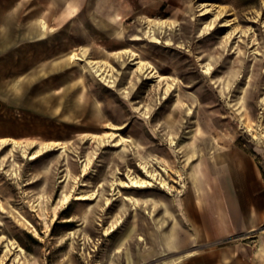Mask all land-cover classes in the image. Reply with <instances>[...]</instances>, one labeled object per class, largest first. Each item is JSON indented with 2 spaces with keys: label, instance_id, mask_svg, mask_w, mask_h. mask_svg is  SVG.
Listing matches in <instances>:
<instances>
[{
  "label": "rangeland",
  "instance_id": "obj_1",
  "mask_svg": "<svg viewBox=\"0 0 264 264\" xmlns=\"http://www.w3.org/2000/svg\"><path fill=\"white\" fill-rule=\"evenodd\" d=\"M147 8H134L132 17L114 25L110 47L94 39L91 25L85 30L82 24L76 25L77 33L67 24L48 28L52 34L45 40L19 41L13 39L18 29L6 13L0 26L6 35L0 40V139L30 143L27 156L42 143L61 141L65 147L37 160L19 150L11 154L12 145L0 149V264H167L181 252H165L158 243L178 225L176 208L195 168L202 170V162L221 150L240 147L264 174V0H175L174 6ZM13 11L18 9L8 12ZM149 19L167 22L166 34H155L162 42L145 34ZM125 48L137 53L135 60L115 58L113 52ZM72 52L113 64L116 82L107 83L88 68L79 80L85 59L29 80ZM137 61L152 64L169 79L141 80ZM19 81L30 90L14 96L10 90ZM82 81L88 111L74 119L56 116L57 106H69L73 93L67 86L72 82L78 88ZM167 82L183 87L165 100ZM62 94L64 105L45 103L46 97ZM190 106L197 114L188 113ZM117 132L131 141L115 145ZM99 137L109 139V146L101 145ZM126 149L129 155L121 157ZM141 159L169 170L162 173L172 193L159 185L141 190L119 186L137 200L135 205L124 195L117 197L112 184L127 181L129 170L147 178L137 170ZM85 163L89 168L83 176ZM92 193L97 197L91 200L72 199ZM66 195H71L69 202ZM261 230L263 244L264 226ZM10 240L23 252L7 249Z\"/></svg>",
  "mask_w": 264,
  "mask_h": 264
},
{
  "label": "crops",
  "instance_id": "obj_2",
  "mask_svg": "<svg viewBox=\"0 0 264 264\" xmlns=\"http://www.w3.org/2000/svg\"><path fill=\"white\" fill-rule=\"evenodd\" d=\"M171 4L174 6L175 0H0V26L9 13L18 29H14L18 33L13 32V39L36 42L52 34L44 29V23L50 30L75 26L73 33H77L78 24L85 25V30L91 25L94 39H103L110 47L114 25L132 17L134 8ZM9 9L18 11L11 13ZM126 31L127 24L121 33ZM5 38L0 27V40ZM202 165L200 178H193L182 194L180 208H176L178 225L158 243L165 252H181L167 263L179 259L174 264H264V243L259 234L264 226V174L260 165L240 147L221 150ZM226 240L231 242L221 246ZM251 244L261 250H248ZM194 248L204 250L197 254L191 251ZM189 252L194 255L188 256Z\"/></svg>",
  "mask_w": 264,
  "mask_h": 264
},
{
  "label": "bare ground",
  "instance_id": "obj_3",
  "mask_svg": "<svg viewBox=\"0 0 264 264\" xmlns=\"http://www.w3.org/2000/svg\"><path fill=\"white\" fill-rule=\"evenodd\" d=\"M203 5L204 4H201V6H203ZM208 12H209V9H207L202 14L205 15ZM148 22L149 23L146 26L145 34L149 37H152L158 43L162 42L160 39H158L155 36V34L157 31L166 34L167 28H168L167 22L165 20H157V21L153 22L152 19H149ZM213 24L214 23H210L207 26H209V28L210 27L213 28L212 27ZM227 25H230V24L227 23ZM43 27L45 30H47L49 28V26L46 23L43 24ZM137 39H142V37L139 36ZM113 55L115 56V58H117L119 60H123L124 56H129V58H131V60H135V58H133V56H137V53L135 51H133L132 49H128V48L126 49L125 48V49H121V50H117V51L113 52ZM84 59H85L84 55H81V54L76 53V52H72L69 55H66L60 59L54 60L53 62L50 63L49 67H43L39 73L31 75L29 80L32 81V79H35L38 76V74L43 75V76L49 75L51 73H54V72L62 69L63 67L69 66L73 62L83 61ZM85 60H86L87 65L85 66V65L81 64V68L79 70V76H78L79 80H82L83 73H85V70L88 68L96 76L100 77L101 80H104L105 82L112 83V84H114L116 82L114 71H117V68L113 64H111L110 62L105 61V60H95V59H90V58H87ZM135 64H137V71H138L137 76L141 80H143V79H148V80L156 79L157 81H162L165 79H169V77L160 74L158 72V70L155 69V67L152 66V64H150L148 62L146 63V62H142V61H137V62H135ZM210 71H211V67L207 66L205 72L207 74H209ZM70 83L71 84H69L67 86L66 90H67V92L72 91L73 94H72V97L70 99H68V103H69L68 108L65 107V108H62L60 110V106H57V108H56L57 110H54L55 112L53 111V113H55L56 116L64 117L65 119L66 118L67 119H74L75 117L78 116V114L88 111V107L86 106V102H87L86 97L88 94V90H87L85 83L82 81L81 85L78 88H76V86L74 84H72V82H70ZM167 83L168 84L165 88V93H166V96L164 97L165 100H168L169 98H171L172 92L177 87H179L180 89L183 87L182 85L177 86L174 82L173 83L167 82ZM29 90H30V85L25 84L24 81H19V82H16L15 84L12 85L10 92L12 95L17 96L20 94H26L27 92H29ZM126 93H128V91H126ZM64 94H62L59 98H57V97L53 98V96L46 97L45 103L48 106H52L55 103L56 104L59 103V105H60V103L63 104L64 103L63 100L65 97ZM92 108H94L96 111H98V105L97 104L94 103L92 105ZM188 113L192 114V115L197 114L191 106L188 108ZM199 114H200L199 115V117H200L202 115V112H200ZM204 115H207V114H204ZM207 117L209 118L210 116L208 115ZM144 118L149 119L150 116L144 115ZM113 129H116V130L125 129V126H115L114 125ZM113 135L114 134H111L108 137H112ZM115 135L119 136L117 144H115V145H123V144L126 145L127 144L126 142L131 141L130 138L124 137L123 135H121L118 132ZM98 140H99L101 145L109 146V144H108V142H110L109 139L106 140L104 138L99 137ZM60 143H61V141H56L54 144H52V143L51 144L42 143L41 145L39 144V148L30 156H27L28 149H29L28 146L31 145L30 143H25L23 141H18L15 139L9 140L7 138H1L0 139V149L2 150L7 145H12V148L10 150L11 154H14V152L16 150H19L26 157H28L30 160H37L40 157L47 155L48 153L52 152L55 149L61 148L64 150L65 146H63V145L59 146ZM172 145H174L173 142H172ZM127 155H129V151L127 149H126V151H124L120 154L121 157L122 156L124 157ZM88 166H89L88 163L84 164L83 173H82L83 176L87 175L88 168H89ZM138 166H139V169H137V170H139V171L141 170L147 176V178L142 177L141 175L134 174L133 173L134 171H132V173H131V170H129V172L127 173V178H128L127 181L118 180V179L113 181L112 185H113L114 189L117 191L116 192L117 197L124 195L122 190L118 188L119 186L129 188V189H137V190L140 189L141 190V189L154 188L157 185H159L161 190L165 191L167 194L172 193V189H171L169 183L167 182L166 178L164 177V174L162 173V172H164V173L169 174V170L166 167H163L162 170L160 171L156 168L155 162L150 161V160L149 161L143 160V159L140 160ZM201 171L202 170L200 167L195 168L193 171V174H194L193 177L196 179L200 178ZM117 174L119 175V174H121V172L119 171ZM118 178H119V176H118ZM96 197L97 196L95 193H92L90 195L77 194V195L73 196L72 199L76 200V201H78V200H91V199L96 198ZM117 197L113 198V200L117 199ZM123 199L129 200L131 203H133L135 205L137 204V200H135V199H133L127 195H124ZM70 200H71V195H66L64 197V201L69 202ZM111 203H112V201L109 199L108 204L110 205ZM20 218L22 221H25V222L30 224V222L25 217L21 216ZM113 231H115V227L106 230L105 234L109 235ZM4 246L7 249H9L10 251H12L14 249V250L23 252V248L21 246L17 245L12 240L5 242ZM187 255L193 256L194 253L189 252ZM178 261H180V260L175 259L172 262H169L167 264H174V263H177Z\"/></svg>",
  "mask_w": 264,
  "mask_h": 264
}]
</instances>
